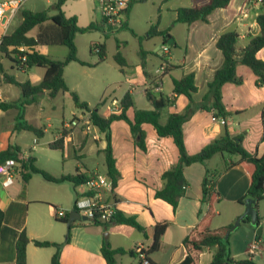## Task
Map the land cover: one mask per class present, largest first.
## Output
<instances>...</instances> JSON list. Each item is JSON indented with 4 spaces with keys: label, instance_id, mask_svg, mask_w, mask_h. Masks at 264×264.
Listing matches in <instances>:
<instances>
[{
    "label": "crops",
    "instance_id": "crops-1",
    "mask_svg": "<svg viewBox=\"0 0 264 264\" xmlns=\"http://www.w3.org/2000/svg\"><path fill=\"white\" fill-rule=\"evenodd\" d=\"M51 1H54L55 4L56 0ZM76 1L83 0H68L64 4L65 15L67 17L76 16L80 27L96 23L98 29L90 33L79 34L81 37H78V34L75 36L78 58L91 66L73 61L65 67L64 80L69 90L75 92L80 101L87 103L90 109H96L98 114L105 118L113 113H118L120 101L126 93H130L134 101V107L127 112L130 119H134L136 110L150 111L153 109L147 98V91L157 99L175 97L174 103L162 110L159 120L161 124L167 122L170 114L184 113L189 104V100L184 95L174 94L173 79H180L193 73L197 87V92L193 94V100L195 103H200L208 92V84L213 80L216 70L222 66L224 61L222 52L216 46L218 37L224 32L235 31L239 34L237 49L245 48L251 37L259 35L260 28L257 24V17L264 11V0H231L226 8H219L212 12L208 17V22L196 21L188 25L176 22V11L183 7L201 6L209 0H170L169 4L173 2L167 8L170 15L164 20V15L161 14L157 21H159L158 29L169 30L171 39H168L165 44L162 37L154 36L161 42V52L156 55L147 46L148 41L145 44L144 40H151L148 38V31L150 26L157 21L155 23L147 21L146 23L150 24L149 28L145 32H139L134 26L132 16L134 4L144 2L130 0L136 3L133 4L127 15L126 25L122 29L111 32L122 36L121 31L128 30L131 36L139 41V47L134 51V55L139 61L129 60V43L117 39L116 53L121 54L126 65L121 71V67L113 56L117 73H108L106 71L108 65L105 66L108 56L100 62L99 58H94L93 52H91V47L94 44L105 43L106 45V42L98 41L101 39L99 32H102L105 38L109 34L105 31L107 27L103 23L100 0H93L89 7L77 10L74 8ZM178 1L180 4L175 6ZM19 17H21V23L22 10L11 22L0 23V41L4 35L12 33L19 26L11 31ZM38 31L37 28L35 35H31L30 32L29 36L36 37ZM131 31L137 36H134ZM87 34L88 37H85ZM140 37L145 38L139 39ZM165 45L169 47L167 55H164L162 51ZM80 46L82 50L87 46L89 52L86 54L80 52ZM47 47L52 46H37L35 50L53 58ZM27 50L32 52L30 48ZM61 53L64 59L68 54V49ZM256 56L264 61V48L259 50ZM4 59L8 62L5 63ZM0 62L3 64L6 74L15 77L21 83L29 81L32 85H39L46 72L44 68L40 67H34L30 71L21 69L1 52ZM164 63L167 66V72L159 76L157 69ZM18 72L26 74L29 79H20ZM237 75L243 79L241 85L226 83L222 87V102L229 114L224 118L227 122L226 125L221 124L218 120H213L216 111L212 107L211 99L206 102L210 111L197 109L184 124V140L189 154L201 151L220 137L227 127L231 135L242 137V146L245 150L256 157L264 155V86L256 85L257 77L244 65L237 67ZM2 81L0 83V98L5 101L23 99L18 87L20 93L12 95L10 88L15 85L5 83L4 77ZM40 96L49 97L57 102L64 101L66 97L72 101L73 99L70 92L52 98L47 91H43L38 93L35 102L25 107V120L42 129L43 137L50 130L55 131L53 138L44 143L49 148L50 143L61 137L64 126L69 122L65 121L63 117L59 119L60 116L54 113V107L51 104H48L46 112L32 109V105L38 103ZM113 101L117 102L115 106L112 105ZM107 102H110L111 108L116 111L111 112L110 110L109 115H104L102 109ZM17 114V109L0 110V152L7 150L10 145L18 146L21 155L36 159L35 165L37 166L38 158L33 156V152H36L39 139L32 132L15 130ZM44 117L48 121L47 126L32 124L33 120ZM79 118L82 120L80 126L66 129L71 132L65 138L64 148L61 149L63 150L62 170L58 175L51 174L54 177L74 175L78 171L86 174L88 178L94 173H106V166L102 172L99 167L89 168L84 163V159L88 156L87 150H91L93 147L91 146L92 142L99 146L104 134L100 133L93 124L85 122V119L89 118V112L84 111ZM79 118L76 117V119ZM54 119L56 125L52 122ZM142 130L145 133V151L135 145L130 127L125 121H114L110 127L115 165L121 175L114 190L118 199L116 208L128 216H135L139 224L144 227V232L128 225L101 226L90 222L74 221L72 222L70 241L64 245L61 252L60 264H107L101 252L105 240L110 243L113 249L125 251L116 255V264H141L139 257L134 252L138 245L143 246L149 264H180L188 254L183 241L197 226L201 217L200 212L205 213L207 210V205L202 202V183L207 169L212 172L222 171L216 182V190L221 200L217 205L218 215L213 220L212 229L233 225L244 213L245 206L242 201L248 195V175L237 164L228 170H223L226 162L238 160L235 155L217 154L208 160L206 165L194 163L186 166L184 175L189 187L175 211L168 203L157 199L155 192L163 186L161 176L178 162L179 152L173 139L158 136L152 124H143ZM27 134L33 136L30 144L25 143ZM105 147L106 142L100 148L97 147V151L102 153ZM73 159L76 162L72 164ZM70 160L71 165L67 167L65 164ZM37 167L44 170L43 167ZM46 172L50 174L49 171ZM75 200L76 189L69 182L52 184L39 175H33L27 183H24L23 176H18L11 186L4 187L0 180V209L5 213L0 238V264H15V244L18 235L23 230L31 240L27 246V264H50L55 248H39L32 241L64 243L67 228L54 223H61L55 218V210H64L68 218L71 211H74ZM256 208L259 218L262 219L260 225H264V200L258 201ZM163 222H169V226L162 237V248L149 254L154 240L155 226ZM61 224L67 226L66 223ZM257 236L259 235L256 233V228L251 225L250 221L242 222L228 237L232 258L235 261L248 259L249 246L258 241L260 253L254 256L253 260L256 262V258H259L264 261V228L259 238ZM213 255V250H204L198 257V264H209Z\"/></svg>",
    "mask_w": 264,
    "mask_h": 264
},
{
    "label": "trees",
    "instance_id": "trees-1",
    "mask_svg": "<svg viewBox=\"0 0 264 264\" xmlns=\"http://www.w3.org/2000/svg\"><path fill=\"white\" fill-rule=\"evenodd\" d=\"M68 0H56L54 9L56 14L49 16L47 11L33 12L29 10L22 11V21L19 26L10 34L4 35L0 41V52L9 58L13 63L26 71L40 67L46 70L45 75L39 85H32L29 81L18 82L15 77L8 76L5 72L3 64L0 62V83L2 78H5V83H10L18 87L22 94L20 101H5L0 98V110L8 111L17 109L15 130H26L32 132L38 139L43 137V130L29 124L25 120V107L36 101L38 93L47 91L49 96L55 98L59 94L70 92L74 106L78 110L89 112L90 121L100 133L104 134L106 147L102 150L105 158L106 174L112 179L114 188H116L120 179V173L116 168L115 159L113 156L112 141L110 127L114 121H125L131 130L135 145L141 150H146L145 133L142 130V125L145 123L152 124L160 137H170L173 139L179 152L178 162L165 171L162 176L163 186L155 192V197L160 199L170 206L175 211L180 200L186 195L189 183L184 175V168L194 163L206 165V162L217 154L235 155L238 157L236 162H226L223 170H228L233 165L237 164L247 173L249 178L248 195L253 196L257 202L264 200V155L256 157L249 153L242 146V137L233 136L225 127L223 134L204 147L196 154H189L186 150L183 127L187 120L197 110H207L210 108L206 102L212 100V107L216 111L215 117L225 118L227 113L222 102V87L226 83H234L241 85L242 77L237 75V67L244 65L248 67L257 77L256 85L264 86V61L257 58L259 50L264 48V11L258 15L257 24L260 28L259 35L251 37L247 46L241 50L237 49L239 34L235 31H227L222 33L218 39L216 46L222 52L224 61L222 66L216 70L213 80L208 84V92L200 103H195L193 94L197 92L195 85V75L193 73L183 76L180 79H173V90L176 95H184L189 104L184 113H173L168 116L165 124L160 123L162 110L174 103L173 98L160 97L155 98L146 92L148 100L151 102L153 109L150 111L136 110L134 119H130L127 112L134 107L133 97L130 93H126L119 104L118 113H113L105 118L98 114L96 109H90L89 105L80 101L75 92H71L64 80L65 67L75 61L82 65L91 66V64L81 61L77 55V47L75 44L76 34L90 33L98 29L96 23H91L87 27L78 25L76 16L67 17L63 11V6ZM141 0L139 2H145ZM231 0H209L204 5L195 7L179 8L176 22L184 24H192L196 21L208 22V17L219 8H226ZM134 1H130L127 15L131 11ZM159 21L152 24L148 31V38L159 36L163 38V42L167 44L168 39H171L169 30H159ZM126 25V24H125ZM38 28L36 37L29 36V33ZM134 36H137L131 31ZM145 37H140L143 39ZM37 46H65L68 49L67 56L62 60H56L48 55L41 54L35 50ZM172 46V45H170ZM26 48V49H25ZM30 48L32 52H29ZM91 52H95L99 56V61L106 59L105 43L94 44L91 47ZM25 56L23 62L20 58ZM114 60L121 67L126 65L123 57L119 52L114 55ZM170 69V67H169ZM71 130L64 129L61 137L50 143V149L61 150L64 148V140ZM21 154L18 146L10 145L7 150L0 152V164L11 158H16ZM36 159L28 157L23 161L22 176L24 183H27L33 175L41 176L45 181L52 184H62L65 182L71 183L74 187L88 180L86 174L78 171L74 175H62L54 177L48 172L38 168L35 165ZM222 171L206 170V174L202 183V202L207 205L205 213L200 212V220L192 232L184 239L183 245L188 251V254L180 264H198L199 255L206 249L214 251L213 259L209 264H258L253 258L235 261L230 252V240L226 239L227 231L233 226L212 229L213 220L218 215L217 205L221 198L216 190V182ZM112 199L118 202L115 193ZM244 201V200H243ZM242 201V202H243ZM260 219V218H259ZM5 220V213L0 209V238ZM61 223L67 224V234L64 243H54L50 241L33 240L32 242L39 248H55V252L51 258L50 264H60L61 252L66 243L70 241L72 223H69V217L66 219H57ZM249 221V217L246 218ZM262 220V219H260ZM108 224L128 225L135 229L144 232L135 216H128L120 210H116L110 223H96V225L107 226ZM169 226V222L158 223L155 226L154 240L149 254L155 253L162 248V237ZM259 238V236H257ZM31 242L23 230L16 240L15 264H27V246ZM102 255L107 264H116V255L124 253L123 249H113L110 243L105 240L101 248Z\"/></svg>",
    "mask_w": 264,
    "mask_h": 264
},
{
    "label": "rangeland",
    "instance_id": "rangeland-1",
    "mask_svg": "<svg viewBox=\"0 0 264 264\" xmlns=\"http://www.w3.org/2000/svg\"><path fill=\"white\" fill-rule=\"evenodd\" d=\"M170 0H147L144 3H136L134 4V10H133V16H132V21L134 23V26L139 30V32H145L150 24L146 23L151 22V23H155L157 21V18L159 15L163 14L164 15V20L167 19L168 15H170L167 12V8L169 5H171L173 2H170ZM91 2H93V0H83V1H76L74 2V8L77 10L78 8H87L89 7L91 4ZM179 1L175 3L176 5H179ZM170 8V7H169ZM23 9L25 10H29V11H33V12H38V11H47L48 15H52L55 14L56 11L54 9V1H48V0H27L25 2V4L23 5ZM22 9V11H23ZM20 19L21 17H19V20L16 21V23L13 25V28L11 29V31L13 29H15L19 24H20ZM1 31V30H0ZM106 33H109L108 36L105 38L102 34V32H99V35L101 36V39L98 40L99 42H106V46H107V62L105 64L108 65L106 71L108 73H117L116 70V66L113 62V56L116 53V40H120V41H125L129 43V60L132 61H137L138 58L134 55V51L136 50V48L139 47V41H136L130 34V32L128 30H123L121 31L122 36H119L118 33L115 34L116 32H114L112 34V30L107 28L105 29ZM37 32V28L33 31H31V35H35V33ZM78 37H81V35L78 34ZM88 37V34L87 36ZM94 38H96L97 36H93ZM151 40H144L145 44L146 41L147 42V46H149L154 54H158L161 52V42L159 41V39H156L155 37L150 38ZM49 49V54H52L54 59L57 60H62L63 59V54L61 53V51H65L67 50V47L65 46H57V47H47ZM87 46L83 48H81L80 46V52H84V54H86V52H89V49H87ZM54 52V53H53ZM92 56L94 58H99L98 55L93 52ZM139 61V60H138ZM4 62L7 63L8 61L6 59H4ZM33 69V68H32ZM31 70V69H30ZM28 70V71H30ZM18 76L20 77V79L22 78L23 80H27L29 79V77L26 74H21L20 72L17 73ZM10 92L12 95H18V93H20V91L18 90L17 87L12 86L10 88ZM113 96V95H112ZM48 104H51L52 107H54V113H56L57 115H59V119L61 117H63V119L67 122H71L73 119H75L76 117H81L84 113V111L82 110H78L76 108H74V104L73 101L69 98L66 97L64 99V101H60L57 102L53 101L51 98L49 97H44V96H40L38 98V103L32 105V109L38 110L40 112H46L48 109ZM44 110V111H43ZM115 112L116 109L111 108V104L110 102H107L105 104V106L102 109V112H104V115H109L110 112ZM55 119L52 121L53 124ZM32 124L36 125V126H40V125H46L48 124V121L46 120V118H38L36 120L32 121ZM60 124V123H59ZM56 125V124H54ZM55 134V131L50 130L49 132H47L45 134V136L41 139H39L38 144L36 145L37 149L36 152H33V156H35L36 158H38V163L37 166L39 167H43L44 170L49 171L50 174L53 175H58L60 174V170H62V163H63V150H51L49 148H47V146L44 145V143L47 140H51L53 138V135ZM28 137L25 140L26 144H30L32 142L33 136L32 134H27ZM106 142L105 137L102 136L101 138V142H99V146H97V144L95 142H92V149H88L87 150V155L86 158L84 159V163L87 167L89 168H95V167H99L100 170L103 172L104 171V164H105V158H104V154L103 153H99V151H97V147L100 148V146L104 145ZM75 159H73V163H75ZM67 167L71 165V160L70 162H67V164H65ZM40 179V178H39ZM57 226L60 227H66L65 225L61 224V223H57L54 222ZM264 258V255H263ZM264 260V259H263ZM256 262L259 264H262L264 261H261L259 258H256Z\"/></svg>",
    "mask_w": 264,
    "mask_h": 264
},
{
    "label": "built area",
    "instance_id": "built-area-1",
    "mask_svg": "<svg viewBox=\"0 0 264 264\" xmlns=\"http://www.w3.org/2000/svg\"><path fill=\"white\" fill-rule=\"evenodd\" d=\"M27 0H0V23L11 22L18 13L23 9V5ZM130 0H100L101 13L104 25L110 30H119L124 28L127 20V9ZM162 51L164 55L169 54V47L163 46ZM23 62L26 57L20 58ZM167 72V66L164 63L159 69L157 74L164 75ZM116 101L112 102L115 106ZM213 120L220 121L221 124L226 125L227 122L224 118L213 117ZM85 122L90 124L89 118ZM82 124V120L73 119L64 129H71ZM92 124V123H91ZM27 157L19 154L16 158L6 160L0 164V180L4 187L11 186L16 177L22 176L23 161ZM76 200L74 203V211L80 215L87 217L90 223H110L116 213V202L112 199L114 193V184L112 179L106 173H94L87 181L82 184L76 185ZM55 218L66 219L67 213L62 209L55 210ZM135 254L139 257L141 264H149L148 256L142 245H138L134 249ZM260 253L259 242H253L247 254L249 258Z\"/></svg>",
    "mask_w": 264,
    "mask_h": 264
},
{
    "label": "water",
    "instance_id": "water-1",
    "mask_svg": "<svg viewBox=\"0 0 264 264\" xmlns=\"http://www.w3.org/2000/svg\"><path fill=\"white\" fill-rule=\"evenodd\" d=\"M245 206L244 213L234 222L233 226L227 231L225 238L228 239L230 233L237 229L242 222L246 220L247 217H249V221L252 226L256 228V233L260 236L262 234V230L264 228V225H260V219L258 215V211L256 208L257 200L251 196L247 195L243 201ZM84 221L88 222L87 217L80 215L77 211H71L69 215V223H72L74 221ZM107 234L105 235V237Z\"/></svg>",
    "mask_w": 264,
    "mask_h": 264
}]
</instances>
